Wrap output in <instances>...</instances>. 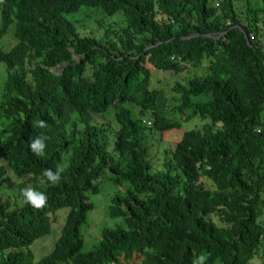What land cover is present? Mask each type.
<instances>
[{"label": "trees", "instance_id": "trees-1", "mask_svg": "<svg viewBox=\"0 0 264 264\" xmlns=\"http://www.w3.org/2000/svg\"><path fill=\"white\" fill-rule=\"evenodd\" d=\"M263 14L250 0H0V190L14 175L47 197L42 208L28 204L27 182L15 200L0 196V264H194L201 255L260 264ZM155 71L195 75L176 81L170 100L152 88ZM147 116L162 134L206 122L156 170ZM41 136L36 155L30 144ZM45 169H62L57 184ZM107 181L124 189L108 210L118 223L85 252L91 196ZM62 209V235L35 263L31 247Z\"/></svg>", "mask_w": 264, "mask_h": 264}, {"label": "rangeland", "instance_id": "rangeland-1", "mask_svg": "<svg viewBox=\"0 0 264 264\" xmlns=\"http://www.w3.org/2000/svg\"><path fill=\"white\" fill-rule=\"evenodd\" d=\"M221 1L223 0H210L211 4L213 5H216ZM250 3L251 6L262 8L264 10V0H250ZM244 5L247 6V3L244 2ZM243 10H245V8H243ZM262 17L264 19V14ZM110 20L111 19H107V22L104 21V23H110ZM262 25L264 27V22ZM3 44L5 47H10L12 46L13 41L10 38H7V40ZM194 75L195 74L193 73V71L189 74L183 73L180 75H173V73L155 71L154 77L152 79V88L162 90L167 98H170V100H172L174 96L172 87L176 83V81L179 80L184 82L188 77L190 78ZM5 76L6 73L4 70V66L0 64V80L3 81ZM132 109L136 114H138V109H136L135 107H133ZM149 116L144 118L145 122L147 123L152 122V120L149 119ZM107 119L110 120L112 128H117L118 125L115 123L113 114L107 115ZM205 122L206 120L195 119L193 120V122L184 123L180 129H175L163 134L158 133L157 130L151 128L152 126L150 127L148 125V127L150 128L145 132L144 144L149 149L150 161L154 169L164 170L165 163L171 161V153L175 149L176 144L182 140L184 133L191 130L192 128L202 127ZM22 182H27L31 187V183L28 181V179H19L14 175H11L5 187L0 190V196L4 197V199L7 201L15 200V197L18 196V186ZM205 183L209 187L211 186L209 181L205 180ZM120 190L124 189H121L112 182L107 181L100 185V191L98 194L91 196V202L94 205V209L89 213L88 221L82 229L85 252L92 251L95 246L98 245L105 228L114 227L116 223H118L117 220L110 219V217L108 216V210L112 196L115 194V192H118ZM66 217L67 210L62 209L58 211L53 217V227L51 234L44 239L38 240L31 247V253L33 255L35 263L53 252L56 243L62 235V230L66 223ZM212 221L217 226L222 225L216 217H212ZM263 257V253L257 255L255 263L261 264V262H263Z\"/></svg>", "mask_w": 264, "mask_h": 264}, {"label": "clouds", "instance_id": "clouds-1", "mask_svg": "<svg viewBox=\"0 0 264 264\" xmlns=\"http://www.w3.org/2000/svg\"><path fill=\"white\" fill-rule=\"evenodd\" d=\"M38 126L41 128L45 127V122L41 120ZM47 139L48 137L46 136H41L34 139L30 144L32 152L36 155H43L44 149L46 147L45 141ZM61 171L62 169H57L55 172H53L51 169H45L42 175L46 177L47 180L52 184H57L60 180ZM21 195L28 204L38 209L45 206L47 202V197L44 193L38 192L30 186L21 189ZM205 260L206 257L201 255L196 261H194V264H205Z\"/></svg>", "mask_w": 264, "mask_h": 264}, {"label": "water", "instance_id": "water-1", "mask_svg": "<svg viewBox=\"0 0 264 264\" xmlns=\"http://www.w3.org/2000/svg\"><path fill=\"white\" fill-rule=\"evenodd\" d=\"M242 31L245 33V31L242 29ZM209 38H211L212 36H208ZM75 59L79 60L77 57H74ZM65 65H62L60 67H57L56 69H54V71H58L59 69H61L62 67H64Z\"/></svg>", "mask_w": 264, "mask_h": 264}, {"label": "built area", "instance_id": "built-area-1", "mask_svg": "<svg viewBox=\"0 0 264 264\" xmlns=\"http://www.w3.org/2000/svg\"><path fill=\"white\" fill-rule=\"evenodd\" d=\"M263 45H264V41H263ZM148 125L150 126V125H151V123H148Z\"/></svg>", "mask_w": 264, "mask_h": 264}]
</instances>
